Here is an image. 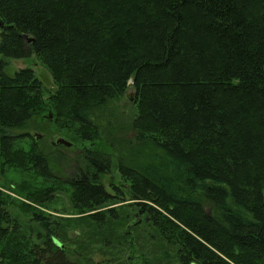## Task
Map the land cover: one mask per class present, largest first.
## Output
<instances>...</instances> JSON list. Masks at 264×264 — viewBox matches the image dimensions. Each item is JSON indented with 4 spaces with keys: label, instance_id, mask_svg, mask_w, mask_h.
Wrapping results in <instances>:
<instances>
[{
    "label": "trees",
    "instance_id": "16d2710c",
    "mask_svg": "<svg viewBox=\"0 0 264 264\" xmlns=\"http://www.w3.org/2000/svg\"><path fill=\"white\" fill-rule=\"evenodd\" d=\"M0 29V264H264V0H0ZM29 55L53 87L6 71ZM131 87L117 156L99 113ZM47 127L83 146L67 181L16 133Z\"/></svg>",
    "mask_w": 264,
    "mask_h": 264
},
{
    "label": "rangeland",
    "instance_id": "374dc122",
    "mask_svg": "<svg viewBox=\"0 0 264 264\" xmlns=\"http://www.w3.org/2000/svg\"><path fill=\"white\" fill-rule=\"evenodd\" d=\"M0 40H1V29H0ZM26 67H32L38 74L39 78L43 80L44 84L51 88L53 87V79L50 71L44 67L39 60L35 58L34 55H29L28 58H21V59H11L9 60V64L7 66L6 71L10 74H13L15 71L20 70L22 68ZM134 99H135V92L134 89L131 87L128 90V93L125 94L124 97L118 100L112 101L103 112L99 113L100 124L102 125L103 130H101V138L96 141L95 146H101V147H107L108 150L111 151H118L117 156L120 154H124L126 152L129 153V151L126 148L128 146V143H124L123 140L127 138L134 137V133L131 130L132 120L134 115L136 114V109L134 107ZM35 134H43V136L39 139V147H41L42 151H44L49 158L50 165L52 168L53 173L56 177L61 179L62 181L69 180L72 175L74 174L73 168L74 164L72 163V159H77L80 154H82L83 146L77 145L74 143L72 146H65L61 145V147H58L57 145H53L51 142L56 141L60 137L66 136L59 133L57 130H55L53 127H47V130H41L36 128H30L28 130H21L17 131L16 133L18 135L27 134V133ZM23 143L21 146L23 148L28 147V144L30 143L29 138H22ZM69 140V139H68ZM73 142V141H72ZM136 145V143H134ZM91 142L86 143V147H95ZM116 156V157H117ZM146 162L148 161L149 164H154V162H151V158L146 159ZM115 163V161H114ZM117 165L114 164V175H117ZM113 175V174H112ZM20 181V176L17 173L9 172L6 176L1 174L0 178V184H5L9 187L13 186L14 183ZM67 191H63L57 196V200L59 202L61 201V204L63 201H66L69 199ZM61 204L58 205V207L61 209L63 208ZM16 207V206H15ZM16 212L22 217L23 222H28L29 219L27 218V214L23 212L21 207L17 206L15 209ZM155 233V232H153ZM148 249L152 250V253H150V257H152V260L149 264H153L152 261L157 260L154 264H163L165 263L164 258V251L161 253V247L159 244H157L155 241H152L149 244ZM136 256L140 255L138 252L135 253ZM157 254V255H156ZM102 255L97 256V260H100ZM143 257V256H142ZM144 258L139 259V261L136 264H146L144 263ZM163 259V260H162ZM138 260V259H137Z\"/></svg>",
    "mask_w": 264,
    "mask_h": 264
},
{
    "label": "water",
    "instance_id": "95a60500",
    "mask_svg": "<svg viewBox=\"0 0 264 264\" xmlns=\"http://www.w3.org/2000/svg\"><path fill=\"white\" fill-rule=\"evenodd\" d=\"M28 40H32V39L29 38ZM34 135H35V137H36L37 139H39V138L42 137V135L39 134V133H35ZM57 143H58V144H65L66 146H72V142L68 141V140L65 139V138H59V139L57 140Z\"/></svg>",
    "mask_w": 264,
    "mask_h": 264
},
{
    "label": "flooded vegetation",
    "instance_id": "af4514ba",
    "mask_svg": "<svg viewBox=\"0 0 264 264\" xmlns=\"http://www.w3.org/2000/svg\"><path fill=\"white\" fill-rule=\"evenodd\" d=\"M57 141V140H56ZM56 141H52L51 143L53 144V145H57L56 144ZM58 147H61V145H57Z\"/></svg>",
    "mask_w": 264,
    "mask_h": 264
}]
</instances>
